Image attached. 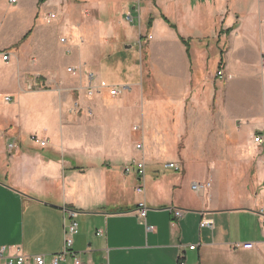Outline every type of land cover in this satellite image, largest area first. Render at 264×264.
<instances>
[{
	"label": "crops",
	"instance_id": "obj_1",
	"mask_svg": "<svg viewBox=\"0 0 264 264\" xmlns=\"http://www.w3.org/2000/svg\"><path fill=\"white\" fill-rule=\"evenodd\" d=\"M2 1L0 246L9 254L20 249L25 264L37 254L49 262L63 249L69 208L78 212L72 250L82 264H176L179 256L186 264H264V143L253 140L264 136V101L257 99L264 53L257 51L258 67L253 47L241 45L253 18L264 49V21L225 12L213 37L223 61L217 77L219 59L214 74L192 62L193 53L204 60L211 50L202 37L191 47L207 0H164L184 3L185 36L152 0L132 9L123 2L106 25L90 14L105 10V0L91 8L57 0L60 9L47 13L45 4ZM128 9L139 13L124 24ZM42 15L57 28L58 47L35 30ZM89 85L99 92L89 97ZM207 85L212 96L204 99ZM32 134L46 145L33 143ZM138 160L145 163L142 193L135 192ZM187 165L198 175L188 173L185 182ZM208 181L204 190L191 188ZM174 209L182 214L174 217ZM203 218L213 227H201Z\"/></svg>",
	"mask_w": 264,
	"mask_h": 264
},
{
	"label": "rangeland",
	"instance_id": "obj_2",
	"mask_svg": "<svg viewBox=\"0 0 264 264\" xmlns=\"http://www.w3.org/2000/svg\"><path fill=\"white\" fill-rule=\"evenodd\" d=\"M46 1H49V2L45 3ZM46 1L41 3V4H45L44 9H43L44 13H47L50 10L58 11L60 9V7L58 6L59 4L57 0H46ZM94 1H101V0H79L77 2V7L79 8L90 7L91 8L90 5H92ZM105 1H106L105 6L107 7L105 10L101 11L100 9L98 11V9L95 8L91 10L90 12L91 16L93 15L95 18L98 17V13H99L100 14L99 19L104 22V25L107 24V22L109 21L108 19H111L116 16L118 9L121 7V4L125 1H126L125 3L129 5L130 8L133 7V5H137L138 3H141L142 4L141 6L146 5L145 0H105ZM207 1L209 2V4L206 7H203V9L201 10V12L203 13L202 18L200 17L201 25L199 27H196L197 31L194 32V34H192L191 36V40L192 42H194V44H192L191 47L192 49L195 47V40L197 39L196 37H202V38H205V40L211 45L210 46L211 50L209 51V54L206 57H204L205 58L204 60L199 59L198 56H196V54L193 53L192 62H193V68L196 71H198V69L201 68L202 65H205V67L208 66L207 68H209V71L214 74L216 71L217 62L219 59V54H218L219 51H217V53L215 52L216 48L213 46L215 44V40L213 39V37L216 36L217 31L221 30V24H223L221 21H222V18H224L225 16V12L228 10L229 12L228 15L232 14L234 19H236V17L238 16L239 17L238 19L240 21L243 20V18H246V16H248L249 14L255 17L257 21L258 20L264 21V2L263 0H231L230 3H224V0H221V1L216 0L215 4L213 5L211 4L210 6L211 0H207ZM132 2L134 3L132 4ZM152 2L156 7H157V3L159 4L160 8H162L163 13L170 19V21L174 25L178 27L182 35L185 36V10L183 9L184 3H179V4L171 3L168 5L164 3V0H157V1L152 0ZM22 3L23 4L26 3L28 6H34L36 4L41 5L38 3V0H18V2L16 3V6ZM99 8L101 7L99 6ZM131 9L121 12V15H122L121 20L124 24L132 23L131 21H134V20H131V19H133V17L136 19L135 14L139 13L137 11L133 12ZM5 10L6 9L3 7V1L0 0V15H2ZM127 13L130 14V17L128 19H126ZM252 19H246V23H244V26L242 27L241 39H243V43L241 45L247 44L253 47V51L249 50V52L252 54L251 60L256 63V66L259 67L257 51L260 48L262 52L264 53V49H262L263 43L260 42L261 40L259 39L258 35L255 32H253V26L250 23ZM226 22L227 20L224 21V25ZM134 24L136 25L137 23H134ZM35 30L37 32H40V34L45 37L49 45L58 47L56 44V39H57V34H58L57 28L52 22L47 23L43 19V15L40 16V19L37 21ZM147 35L146 36L141 35V36L147 37ZM224 44H225L224 40H222L219 43L221 48L225 47L223 46ZM143 53H145V50H143ZM263 62H264V59L261 60V64H264ZM259 79H260V75H259ZM259 79H257V81H259ZM221 82L222 80H218V82L216 83V85L219 86V88H221L222 86ZM205 91L206 93H205L204 99L212 96L211 94L212 86L207 85ZM222 98L226 99L225 92H224V95L222 94ZM257 99H258L259 104H262V102L264 101V92H262L260 88L257 93ZM190 166H188V169L186 170L185 182L188 181L187 176L189 174L191 175L193 174L194 176H196L197 174V172L193 170V167H190Z\"/></svg>",
	"mask_w": 264,
	"mask_h": 264
},
{
	"label": "built area",
	"instance_id": "obj_3",
	"mask_svg": "<svg viewBox=\"0 0 264 264\" xmlns=\"http://www.w3.org/2000/svg\"><path fill=\"white\" fill-rule=\"evenodd\" d=\"M10 3H15L16 0H9ZM126 19L130 17V14L127 13ZM56 18L54 13H51L48 15L47 21L50 22ZM132 20V19H131ZM66 38L65 37H60L59 41L61 43H66ZM8 55L5 54L2 56L3 60H7ZM74 69L72 67L67 68V72H72ZM223 72L221 70H217L216 76L217 77H222ZM92 75H90V78ZM36 86V84H35ZM99 92V89L96 87H93L91 85L88 86L87 89V95L89 97L93 96V94ZM119 93V90L117 89H112L110 90V94L116 95ZM8 100V98H6ZM30 140L43 147L46 145L47 141L45 139L40 138L36 134H32L30 136ZM254 142L262 144L264 143V136L261 134L255 135L253 138ZM11 147L12 144H9ZM137 148H140V144L136 145ZM168 167L174 168L175 170H179V167L173 163H169ZM125 172L130 171V167H125L124 169ZM136 178H137V186L135 187V192L137 193H142L144 190V187L142 185L144 175H145V163L143 160H138L135 162V167L134 170ZM210 186V182H193L191 184V188L195 191H201L204 190L205 188H208ZM146 206L143 202L139 203V216L141 218H145L146 215ZM65 219L63 223V249L57 254H54L50 257V261H47V257L44 254H37L32 257L33 263L34 264H62L65 262L67 259H70L72 264H82L80 261V258L75 254V252L72 250V245H73V237L77 232V216L78 212L74 209H65ZM174 217H179L182 214V210L180 209H174L173 210ZM264 216V213H263ZM201 227H213V220L211 218H203L200 222ZM97 235H100L101 232L98 231L96 233ZM245 247H250V243L244 244ZM189 249H194L195 245H189ZM6 246H0V264H25L27 262L28 256L24 254L20 249L17 248V251L14 254H9L6 252ZM176 264H186L185 259L183 256H179V258L176 261Z\"/></svg>",
	"mask_w": 264,
	"mask_h": 264
},
{
	"label": "trees",
	"instance_id": "obj_4",
	"mask_svg": "<svg viewBox=\"0 0 264 264\" xmlns=\"http://www.w3.org/2000/svg\"><path fill=\"white\" fill-rule=\"evenodd\" d=\"M45 1H46V0H38V3L41 4V3L45 2ZM163 19H164L166 22H168V23L170 24L171 27H174V24H172V23L168 20V18H167L166 16L163 15ZM151 22H152V19L150 18V19L147 21V26H148V27H150ZM229 30H230V28L227 29V30H225V31L228 32ZM183 41L185 42V40H183ZM222 62H223V61H222V56L220 55L219 64H218V70H220V67H221V65H222Z\"/></svg>",
	"mask_w": 264,
	"mask_h": 264
}]
</instances>
